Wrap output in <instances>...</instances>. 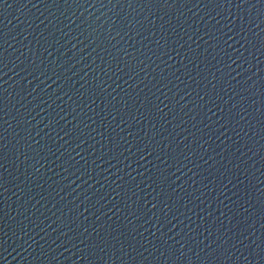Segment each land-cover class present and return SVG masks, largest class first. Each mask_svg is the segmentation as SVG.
<instances>
[{"label": "water", "instance_id": "obj_1", "mask_svg": "<svg viewBox=\"0 0 264 264\" xmlns=\"http://www.w3.org/2000/svg\"><path fill=\"white\" fill-rule=\"evenodd\" d=\"M199 0H0V264H65Z\"/></svg>", "mask_w": 264, "mask_h": 264}]
</instances>
